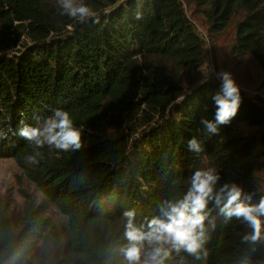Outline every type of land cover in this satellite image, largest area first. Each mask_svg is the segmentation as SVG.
Listing matches in <instances>:
<instances>
[{"label": "trees", "instance_id": "obj_1", "mask_svg": "<svg viewBox=\"0 0 264 264\" xmlns=\"http://www.w3.org/2000/svg\"><path fill=\"white\" fill-rule=\"evenodd\" d=\"M36 2L0 0V28H14L13 21L34 22L30 28H36L30 44L0 38V132L7 135L0 137V159H13L71 219L69 236L80 237L69 244L77 264H123V211L135 208L137 222L146 223L160 214L166 199L182 197L195 168L215 167L220 184L235 182L252 195V203L259 202L264 195L262 101L241 94L236 116L209 136L200 121L214 118L212 97L220 85L204 82L185 91L163 73L169 66L185 73L202 70L203 42L181 1L96 0L90 7L99 23L66 16L50 26L36 24V12H29ZM184 2L193 14L203 15L212 33L234 24L230 54L246 56L264 71V0ZM55 108L70 111L84 129L83 146L59 154L45 146L40 163L29 166L24 156L33 146L16 133ZM132 110L145 114L140 116L145 130L131 120ZM193 137L203 146L200 154L188 150ZM209 213L206 260L181 251L166 264L177 257L190 264H264V239L245 241L251 229L235 218L226 220L214 203ZM76 221L121 227L102 241L83 237ZM46 227L40 215L27 213L14 229L0 208V264H28Z\"/></svg>", "mask_w": 264, "mask_h": 264}, {"label": "clouds", "instance_id": "obj_2", "mask_svg": "<svg viewBox=\"0 0 264 264\" xmlns=\"http://www.w3.org/2000/svg\"><path fill=\"white\" fill-rule=\"evenodd\" d=\"M61 15L78 19L80 23L93 19V10L84 0H58ZM94 17V18H93ZM220 81L219 90L212 97L215 106L213 119L202 117L200 124L209 135L218 134L221 125L228 124L237 114L241 104L240 87L229 71L216 74ZM202 80L201 83L206 82ZM35 124H25L16 133L25 139L33 150L24 156V163L35 166L40 163V149L47 146L57 154L75 152L84 143V129L78 127L70 114L63 108H55L50 114L33 117ZM0 137L7 135L0 132ZM190 152L200 154L204 149L193 137L188 140ZM221 176L213 166L195 168L188 177V187L180 198L166 199L160 214L146 223L137 222L135 208L122 213L126 244L120 248L123 264H166L173 252L181 251L195 258L206 260L203 245L206 237V222L209 221V204L214 203L226 220L242 221L251 232L243 239L252 244L264 239V195L258 203H252V195L235 182L220 184Z\"/></svg>", "mask_w": 264, "mask_h": 264}, {"label": "rangeland", "instance_id": "obj_3", "mask_svg": "<svg viewBox=\"0 0 264 264\" xmlns=\"http://www.w3.org/2000/svg\"><path fill=\"white\" fill-rule=\"evenodd\" d=\"M84 1H89V6L96 4V0ZM179 1L184 4V10L194 23L197 35L203 42V66L200 74L194 71L185 73L170 66L164 69L163 73L174 84H181L182 88L187 91L190 87H194L205 80L206 75V82H215L220 85L216 74L220 71H229L240 87V94L252 99L259 98L264 105V86H262L264 71L250 58L246 56L239 58L230 54L235 36L234 24H230L221 32L212 33L202 14H193L195 12L193 7L186 5L184 0ZM29 12H36L38 18L35 21L37 25L50 26L65 20L66 17V15L60 14L58 0H37ZM28 24L29 22L13 21L14 28H0V38L9 36L17 39L20 45L30 44L29 35H33L32 31L36 28L33 30L30 28L34 22L30 23V26ZM141 111L147 110L142 106ZM141 111L132 110L129 113L132 121L141 122L140 132L147 128L144 124L145 119L140 117L145 115L141 114ZM137 135L138 133L134 137ZM0 208L7 211L9 222L14 229L18 228L27 213L40 215L46 220L47 227L44 232L40 233L41 239L38 243V250L35 251L33 258L27 259L28 264H77L75 262L76 256L69 244L80 237L72 239L69 236V231L73 228L71 219L51 204L27 179L15 161L10 158L0 159ZM74 226L82 229V234L86 235L83 237H87V239L95 237L102 241H105L109 235L116 234L121 227L120 224L116 223L93 224L83 221H76ZM172 264L190 263L177 257L172 259Z\"/></svg>", "mask_w": 264, "mask_h": 264}]
</instances>
